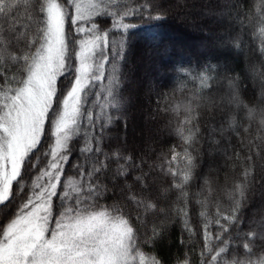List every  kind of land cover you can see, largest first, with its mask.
Here are the masks:
<instances>
[{
  "label": "snow or ice",
  "instance_id": "obj_1",
  "mask_svg": "<svg viewBox=\"0 0 264 264\" xmlns=\"http://www.w3.org/2000/svg\"><path fill=\"white\" fill-rule=\"evenodd\" d=\"M216 7L217 44L246 67L178 68L196 86L165 95L177 143L152 159L110 133L127 111L133 18L166 19L160 0H0V264H162L169 224L175 264H192L198 235L199 264H264V202L242 212L264 197V0ZM205 146L239 169L231 183L197 171Z\"/></svg>",
  "mask_w": 264,
  "mask_h": 264
},
{
  "label": "trees",
  "instance_id": "obj_2",
  "mask_svg": "<svg viewBox=\"0 0 264 264\" xmlns=\"http://www.w3.org/2000/svg\"><path fill=\"white\" fill-rule=\"evenodd\" d=\"M160 2L167 8L166 19L133 18L137 28L129 33V47L123 64V95L127 111L112 126L110 133L113 138L126 139L129 151L137 155L146 152L152 159L177 143L176 138L170 135V120L173 118L164 111L165 95L177 99L185 94L176 91L178 87L184 86L187 91L196 86L191 76L185 78L177 69L183 67L194 71L198 65L209 62L215 64L222 74L226 67L239 73L248 60L246 54H237L217 44L218 37L226 34V24L204 13L217 11L219 0H187L185 8L171 7L176 0H170L171 4L166 0ZM101 23L104 26L108 22ZM251 91L252 86L248 84L245 95H250ZM136 128L138 136L130 133V129L134 131ZM202 151L204 155L197 171L209 175L211 169L213 178L218 174L219 185L224 184L226 176L231 183L239 169L224 168L225 161L218 155L208 154L206 146ZM66 172L70 173L71 169L66 168ZM262 202L264 197L259 192L253 195L242 210L244 219H248ZM107 203L112 201L109 199ZM193 221L195 223V216ZM181 238L179 224L167 225L166 233L155 245V253L162 264H175L177 255L183 257L185 248L180 244ZM201 246L199 235L188 242V247L193 249L190 253L192 264H199Z\"/></svg>",
  "mask_w": 264,
  "mask_h": 264
},
{
  "label": "rangeland",
  "instance_id": "obj_3",
  "mask_svg": "<svg viewBox=\"0 0 264 264\" xmlns=\"http://www.w3.org/2000/svg\"><path fill=\"white\" fill-rule=\"evenodd\" d=\"M167 2L169 1V3L171 4L172 2H170V0H166ZM172 5H173V3H172ZM147 129V128H146ZM137 128L133 131V130H131L130 129V133L131 134H134L135 136H138V133H137ZM145 131V130H144ZM147 131H148V133H149V129H147ZM142 133H143V131H142ZM151 133V132H150Z\"/></svg>",
  "mask_w": 264,
  "mask_h": 264
}]
</instances>
